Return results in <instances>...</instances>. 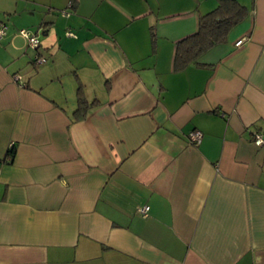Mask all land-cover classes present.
I'll use <instances>...</instances> for the list:
<instances>
[{
    "label": "crops",
    "instance_id": "0c3cea01",
    "mask_svg": "<svg viewBox=\"0 0 264 264\" xmlns=\"http://www.w3.org/2000/svg\"><path fill=\"white\" fill-rule=\"evenodd\" d=\"M238 1L175 71L217 0H0V264H264V0Z\"/></svg>",
    "mask_w": 264,
    "mask_h": 264
},
{
    "label": "trees",
    "instance_id": "16d2710c",
    "mask_svg": "<svg viewBox=\"0 0 264 264\" xmlns=\"http://www.w3.org/2000/svg\"><path fill=\"white\" fill-rule=\"evenodd\" d=\"M73 7L72 1L70 9L72 10ZM246 14V6L238 0H217L214 8L199 15L196 31L176 42L173 69L178 71L191 62H197V58L201 53L218 43H222L231 27ZM75 77L77 79V105L73 115L76 120L85 115L87 108L97 104L98 99L94 98L89 101L85 98L83 84L76 73ZM13 153L14 143L11 142L3 160L10 161Z\"/></svg>",
    "mask_w": 264,
    "mask_h": 264
},
{
    "label": "built area",
    "instance_id": "2783aa9c",
    "mask_svg": "<svg viewBox=\"0 0 264 264\" xmlns=\"http://www.w3.org/2000/svg\"><path fill=\"white\" fill-rule=\"evenodd\" d=\"M71 5H72V1H68L67 7L69 9H63V10H61V13L64 15H69V13H70L69 10H70ZM6 29H7V23L5 21H0V39L4 36ZM18 33L26 39L27 45L30 48L34 49L39 45V38H38L39 37L38 36L39 30L31 31L27 28H20L18 30ZM66 35L75 36V34L72 31H66ZM242 41H243V39H238L235 44L239 45ZM33 61L36 63H42V62L46 61V58L43 55L36 53L34 55ZM13 79L15 81L19 82L20 86H22V87L25 86V83L20 80L19 74L13 75ZM201 135H202V133L200 130L194 129L188 133V139L192 142H197L200 140ZM253 142L256 145H260V144L264 143V131H259V132L255 133ZM148 208H149L148 205L141 206L139 208L140 214L142 216H146Z\"/></svg>",
    "mask_w": 264,
    "mask_h": 264
},
{
    "label": "rangeland",
    "instance_id": "374dc122",
    "mask_svg": "<svg viewBox=\"0 0 264 264\" xmlns=\"http://www.w3.org/2000/svg\"><path fill=\"white\" fill-rule=\"evenodd\" d=\"M69 11H70V14H71V10H69ZM57 14H58V17H61V14H62V13H61V11H59ZM70 14H69V15H70ZM63 16H65V15H63ZM60 19H61V18H60ZM64 20L66 21L65 18H64ZM61 30H64V27H62ZM59 35L61 36L62 33H59ZM38 36H40L41 38L43 37V35H42L40 32H39ZM40 37H39V38H40ZM96 83H97V82L95 81V84H96ZM84 92H85V90H84ZM84 92H83V93H84ZM85 95H86V94L84 93V97L86 98ZM87 99H88V98H87ZM92 99H93V98H92Z\"/></svg>",
    "mask_w": 264,
    "mask_h": 264
},
{
    "label": "clouds",
    "instance_id": "9594fccd",
    "mask_svg": "<svg viewBox=\"0 0 264 264\" xmlns=\"http://www.w3.org/2000/svg\"><path fill=\"white\" fill-rule=\"evenodd\" d=\"M40 32V31H39Z\"/></svg>",
    "mask_w": 264,
    "mask_h": 264
}]
</instances>
